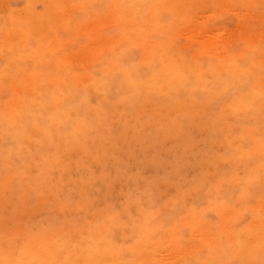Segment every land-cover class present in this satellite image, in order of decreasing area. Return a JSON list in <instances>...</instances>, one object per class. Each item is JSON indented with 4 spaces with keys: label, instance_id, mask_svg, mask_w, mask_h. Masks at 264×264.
<instances>
[{
    "label": "rangeland",
    "instance_id": "rangeland-1",
    "mask_svg": "<svg viewBox=\"0 0 264 264\" xmlns=\"http://www.w3.org/2000/svg\"><path fill=\"white\" fill-rule=\"evenodd\" d=\"M221 1L0 0V128H4L1 123H6L5 116L15 118L18 114L15 119L22 122L31 118L26 114L28 109L25 108L23 113L20 111L25 105L22 94L27 91V104L35 110L36 118H42L39 116L41 112L49 113L56 122L59 117H64L62 122L68 127L62 135L57 134L58 147L62 153L67 151V141L75 137L86 118L93 122L90 127L93 146L104 139L119 153L117 159L109 161L106 170L107 180L101 178L98 183H88L87 187L89 186L88 189L91 190L89 205L72 210L65 216L55 205L45 204L43 200L33 202L27 197L23 199L21 197L30 192L35 184L48 186L49 181L52 184L62 185L65 192L73 187L78 178L83 186L87 176L81 169L87 163V153L79 147L67 151V154L71 153L67 157H70L72 171L64 172V177L60 169H57V173L48 175L50 164L43 169L42 174L36 175L41 173V169L36 167L37 162L42 161L47 153L57 151V144L48 145L45 141V151L41 152L38 151L39 145L35 140L29 145L30 148H27L21 142L15 145L6 143V138L0 136V249L4 247L3 234L6 221L14 215L21 221L18 247L27 248L32 245L33 248H47L49 244L54 247L61 242L59 238L63 236L65 230L74 228L78 229V236L85 237L81 242L88 244L90 241L86 237L93 231L99 232L103 230L102 227L104 229L110 227L116 244L125 248L123 255L118 256L119 259H135L136 264H144L145 260L147 262L145 264L150 262V264H196L195 262L204 259L199 254L201 249H206L220 231L228 232L230 236L228 238L234 241L239 231L247 232L249 228L258 230L259 213L264 203L259 195V179L256 180V194L252 203L242 201L239 188L240 181L249 169L259 173L260 152L258 146L254 147V155L249 159L246 155L247 151H238L237 145L241 142V132L246 134L247 130H251L258 133L261 124L264 123L260 116L259 102L255 113L247 117L243 114L237 115L232 113L229 102L222 100L218 93L206 92L205 88L210 90L219 82L215 74L226 67L230 57L241 56L251 51L250 48L244 47L236 52H230L229 49L237 40L243 39L250 45L259 44L261 37L264 36V13L260 7L264 5V0ZM71 3L89 5L166 3L195 7L184 19L177 21L179 26L174 31L166 23L158 21L154 13H148L146 17L139 19H120L109 12L100 13L103 17L101 21L85 19L74 27L70 36H58L57 28L63 31L68 16L75 10H64L57 5ZM217 4L222 7L211 12L204 10L206 5ZM228 4H246L253 7L237 9L229 7ZM21 10L22 13L19 12ZM65 11L66 14L63 16ZM214 11L220 14L218 15L217 12L215 14ZM88 14L90 17H95L97 10L89 9ZM61 19H64V24H60ZM192 26L195 28L194 34L190 32L191 29L189 31L186 29ZM39 27L45 28L44 30L40 28L39 31ZM113 27L116 28L115 31H108ZM183 28L188 36L185 35V31L178 35ZM30 29L32 34L39 38L40 43L37 47H28L25 51L23 41L17 37L22 32L26 34ZM36 30L39 33L36 34ZM214 30L217 32L215 33ZM223 36L227 37L224 39ZM217 47L218 52H216ZM6 55L9 56L7 75H5ZM35 56L34 63L37 66L34 68H27L26 65L19 63L21 58L29 60ZM257 56L258 71L260 63L258 49ZM120 61L126 62L127 68L132 69V78H129L126 72L120 71ZM186 61L193 62L189 67L194 66L196 71L189 81L182 82L175 77L173 68L176 65L183 66ZM137 69L144 75L137 76ZM75 73L80 75L73 83L81 86L89 85V88L80 94L79 99H76L71 91L67 93L63 91L64 88L69 87L67 81ZM95 73H99V77L94 75ZM100 77L111 83L106 89L101 88L98 91L96 84L100 82ZM41 80L45 81L44 94L36 86ZM25 84L28 85L27 89ZM256 85L258 89L260 86L258 75ZM48 88L56 89V96L64 101L62 107H58L55 101L48 99ZM177 88L187 93L183 102L177 100ZM210 96L215 97V103L208 98ZM55 105L57 107H54ZM117 105L120 107L118 108ZM249 123L253 126L252 129L247 127ZM170 130H172L171 134H169ZM20 137L23 140V135ZM6 166H11L13 173L20 169L28 170V175L22 177L7 198L4 195L3 183ZM178 174L185 177L186 184L192 185L187 194L176 188L175 181L168 182L169 176L176 177ZM65 183H68L66 187ZM153 192L156 193L155 197L149 195ZM72 195L79 200L81 189L77 188ZM143 200L146 204L142 203ZM225 201L228 202L227 206ZM17 203H19L18 209ZM258 203L261 204L256 207ZM135 211L139 213L136 214ZM251 211L256 215H249L240 229L230 225V222L234 224L238 217ZM189 216H191L190 220L187 218ZM53 217L59 218V226L51 223ZM72 217L76 219L73 220ZM182 217L192 222L188 225L189 222ZM151 218H156L158 224L164 225L165 231L153 241L136 245L133 251L128 247L129 244L134 243L133 233ZM97 223L101 225L99 230L95 228ZM199 223L206 227H202ZM153 227L155 228L156 225L154 224ZM185 229H187L186 233ZM202 230H205V233ZM211 236L213 237L210 240ZM257 239L258 236L251 237L252 241ZM157 240H159L158 244ZM180 241L183 242L179 244ZM193 242L195 248L191 252V247H194ZM167 245L168 248L165 250ZM188 245L190 249H187ZM158 249L163 250L158 252ZM182 249H187V252ZM178 251L180 252L176 253ZM171 254L175 259L171 258ZM150 255L155 257L150 258ZM182 256H185V259Z\"/></svg>",
    "mask_w": 264,
    "mask_h": 264
},
{
    "label": "snow or ice",
    "instance_id": "snow-or-ice-1",
    "mask_svg": "<svg viewBox=\"0 0 264 264\" xmlns=\"http://www.w3.org/2000/svg\"><path fill=\"white\" fill-rule=\"evenodd\" d=\"M57 7L64 10H75L68 16L63 31L57 28V35L64 37L70 36L74 27L85 19L101 21L103 17L100 13L107 14L109 12L120 19H139L146 17L148 13H154L158 21L166 23L169 28L174 31L179 26L177 21L184 19L195 6L166 3H109L91 5L71 3L57 5ZM220 7H222V5H206L204 6V10L211 12ZM229 7L245 9L253 6L236 4L230 5ZM260 7L262 13H264V5ZM89 9H96L97 15L95 17H90L88 14ZM115 30V27L108 29V31ZM17 38L23 41V50L25 51L28 47L35 48L40 43L39 38L33 35L30 30L26 34H20ZM244 47L250 48L251 51L245 52L241 56L230 57L226 62V67L221 72L215 74L219 82L210 90L206 87L205 91L218 93L222 100L231 104L232 113L237 115L243 114L245 117L255 113L257 102H259L260 116L261 119L264 120V36L261 37L258 45L247 44L243 39L237 40L229 51L236 52ZM257 49L260 58L258 71L256 67V60L258 58ZM171 50L172 49H169V51ZM35 60L36 57H32L29 60L21 58L19 63L26 65L27 68H34L36 66L34 63ZM8 61L9 56L6 55L5 75L8 74ZM120 64V71L126 72L127 76L132 78V69L127 68L126 62L124 61H120ZM191 64H193V62L186 61L183 66L176 65L173 68L175 77L182 82L189 81L196 71L194 66L189 67ZM136 72L137 76L144 75L139 69H137ZM79 75V73H75L71 79L67 81L69 87L63 89L65 93L71 91L76 99H79L80 94L89 87L88 84L81 86L73 83ZM94 75L99 77V73H95ZM257 75L260 80L258 89L256 88ZM110 83V81L100 77V82L96 84L97 90L99 91L101 88L106 89ZM44 85L45 81L43 80L36 85L42 94L45 92ZM27 87L28 85L25 84V89H27ZM47 93L50 101H55L58 107L63 106L64 101L56 96V89L48 88ZM176 94L177 100L183 102L187 93L177 88ZM22 96L25 100V105L20 111L23 113L25 108L28 109L26 114L31 117L29 120L22 122L23 140H21L19 135H16L11 137V139L6 138L5 142L15 145L17 142L23 143L26 141L30 143L35 140L37 145H39L38 151L41 152L45 151L46 140L48 145L57 144V151L54 153H47L42 161L37 162L36 167L41 169V173H36V175L42 174L43 169L49 164L48 175H52L57 169L61 170L62 176L64 172H71L70 157H67V151H70L73 147L82 148L88 155V161L84 165V168L81 169L87 176V181L83 186H81L79 179H77L73 187L65 192L62 185L52 184L51 181H49L48 186L35 184L30 192L23 194L21 197V199L27 197V199L33 202L43 200L45 204L55 205L67 216L70 211L83 208L89 204L91 190L87 187L88 183H98L101 178L107 180L106 170L109 161L117 159L119 153L114 146L104 139L99 140V142L93 146L90 138V127L93 122L89 121L87 118L83 125L80 126L75 137L67 141V151L62 153L58 147L57 134L59 133L62 135L68 125L64 124V122L57 123L47 112L39 113V116L42 118H36L35 110L31 109L27 104V91H25ZM203 98L204 97H202V99ZM208 98L211 99L212 103L216 102L214 96ZM8 119L14 120L15 118L8 117ZM247 127L251 129L253 126L249 123ZM171 131L172 130H170L169 134H171ZM240 141V144L237 145L238 151L246 150L248 158L251 159L254 155L253 148L258 146L261 157L259 173L257 174L254 170L249 169L245 177L240 181L239 191L241 199L245 203L253 202V198L256 194V180L259 179V195L261 201L264 202V123L261 124L258 133L251 130L246 134L241 132ZM29 151H31V149H29ZM7 159L8 157L6 156V160ZM27 175L28 170L26 168L13 173L11 166H6V174L3 181L4 195L6 198L9 196L10 191L15 190L22 177ZM167 179L168 182L175 181L176 188L185 194L192 188V185L185 183V177L179 176V174L176 177L169 176ZM77 188L81 189L79 200L75 199L72 195L73 191ZM149 195L155 197L156 193H149ZM129 199H132L131 194ZM139 202L140 201H137V203ZM227 204L228 202L225 201V206H227ZM18 208L19 203H17V209ZM249 215L255 216L256 213L254 211L246 212L244 215L237 218L232 227L240 229ZM259 217L260 224L258 230L249 228L247 232L239 231L234 241L228 238V232L220 231L219 235L213 238V242L199 253L204 257V259L199 261V264H264V203H262ZM72 219L75 220L76 218L72 217ZM51 223L54 226H59L60 220L58 217H53L51 218ZM154 224L156 225L155 228L153 227ZM20 228L21 221L15 215L6 221L3 234L4 247L0 249V264H136L134 260L123 258L113 260L104 259V257L110 253L114 256H122L124 248L116 244L111 228L99 230L101 229L99 223L95 225V228L99 230L98 234L96 231H93L91 235L86 237V239L90 241L88 244H83L81 242L85 237L82 235L78 236V229L74 228L72 230H65L63 236L59 238L61 242L57 243L54 247L49 246L41 250H34L30 253L26 248L18 247ZM164 231V225L158 224L156 218L148 219L137 232L133 233L132 239L134 243L129 244L128 247L134 251L136 245L146 241H153L155 237L162 235ZM184 231L186 233L187 229ZM252 236H258V239L252 241L250 239Z\"/></svg>",
    "mask_w": 264,
    "mask_h": 264
},
{
    "label": "bare ground",
    "instance_id": "bare-ground-1",
    "mask_svg": "<svg viewBox=\"0 0 264 264\" xmlns=\"http://www.w3.org/2000/svg\"><path fill=\"white\" fill-rule=\"evenodd\" d=\"M37 1H38V0H37ZM222 1H223V0H222ZM222 1H221V2H222ZM34 3H36V2H34ZM52 3H53V2H52ZM29 4H31V3H29ZM183 4H184V3H183ZM50 5H53V4H50ZM228 5L230 6V4H228ZM225 6H226V5H225ZM46 7H47V6H46ZM48 7L50 8V6H48ZM227 7H228V6H227ZM53 8H54V7H53ZM202 10H203V9H202ZM214 10H216V9H214ZM13 11H14V10H13ZM0 12H1V11H0ZM19 12L22 13V10L19 11ZM58 12H59V11H58ZM62 12H63V11H62ZM198 12H199V10H198ZM215 12H217V11H214V13H215ZM43 13H44V12H43ZM204 13H205V12H204ZM217 13H218V12H217ZM12 14H13V13H12ZM56 14H59V13L56 12ZM65 14H66V11H65L62 15L64 16ZM206 14H207V12H206ZM215 14H216V13H215ZM219 14H220V13H218V15H219ZM2 15H3V14H2ZM59 15H60V14H59ZM3 16H4V15H3ZM15 16H16V15H15ZM19 16H20V15H19ZM52 16H53V14H52ZM215 16H216V15H215ZM6 17L8 18V16H6ZM56 17L58 18L57 15H56ZM21 18H22V17H21ZM59 19H60V17H59ZM196 19H198V17H196ZM6 21H7V20H6ZM9 21H10V20H9ZM9 21H8V22H9ZM25 21H26V20H25ZM55 21H56V20H55ZM193 21H195V19H194ZM40 22H42V21H40ZM40 22H39V23H40ZM64 22H65L64 19H61V20H60V24H61V23L64 24ZM10 23H12V22H10ZM13 23H14V22H13ZM37 23H38V22H37ZM43 23H44V21H43ZM54 23H55V22H54ZM6 24H7V23H6ZM34 24H35V23H34ZM41 24H42V23H41ZM60 24H59V25H60ZM9 25H10V24H9ZM29 25H30V24H29ZM32 25H33V24H32ZM42 26H43V25H42ZM45 26H46V25H45ZM54 26H55V24H54ZM145 26H146V25H145ZM58 27H59V26H58ZM40 28H42V29L44 30L45 27H44V28H43V27H39V28H38L39 31H41ZM46 28H47V27H46ZM186 29H187V31H189V30L191 29L190 32H192L193 34L195 33V32H194V31H195V28H193V26H192V27H189V28L187 27ZM212 29H214V28L212 27ZM219 29H220V28H219ZM219 29H218V30H219ZM162 30H163V28H162ZM162 30H161V31H162ZM192 30H193V31H192ZM30 31H31V29H30ZM184 31H185V30H184V28H183L182 31H179L180 33H178V35H179V34H183V33H181V32H184ZM187 31L184 32V33H186L185 35L188 34ZM214 31H215V30H214ZM214 31H213V33H214ZM35 32H36V34H37L38 30H36ZM129 32H130V31H129ZM196 32H197V31H196ZM216 32H217V31H215V33H216ZM221 32H222V31H221ZM10 33H11V32H10ZM22 33H23V32H22ZM31 33H32V32H31ZM38 33H39V32H38ZM169 33H170V31H169ZM222 33H223V32H222ZM222 33H220V35H222ZM217 34H218V33H217ZM224 34H226V33H224ZM224 34H223V35H224ZM10 35H11V34H10ZM12 35H13V34H12ZM19 35H20V34H19ZM212 35H213V34H212ZM215 35H216V34H214V36H215ZM220 35H219V36H220ZM35 36H36V35H35ZM187 36H188V35H187ZM216 36H217V35H216ZM10 37H11V36H10ZM194 37H195V36H194ZM226 37H227V36H226ZM226 37L223 36L224 39H225ZM7 38H8V37H7ZM12 38H13V36H12ZM12 38H10V39H12ZM196 38H197V36H196ZM211 38H212V37H211ZM217 38H218V37H217ZM10 39H8V40H10ZM135 39H136V38H135ZM14 40H15V39H14ZM124 40H125V39H124ZM137 40H138V39H137ZM210 40H212V39H210ZM213 40H214V37H213ZM213 40H212V41H213ZM215 40H217V39L215 38ZM218 40H220V38H218ZM221 40H222V39H221ZM4 41H5V40H4ZM119 41H120V40H119ZM207 41H208V39H207ZM223 41H224V40H223ZM14 42H15V41H14ZM120 42H121V41H120ZM126 42H127V41L125 40V43H126ZM208 42H209V41H208ZM208 42H207V43H208ZM9 43H10V42H9ZM121 43H122V42H121ZM125 43H124V44H125ZM212 43H214V41H213ZM209 44H210V43H209ZM20 45H21V43H20ZM20 45H18V46H20ZM120 45H121V44H120ZM130 45H131V44H130ZM13 47H14V45H13ZM16 47H17V46H16ZM14 48H15V47H14ZM14 48H13V49H14ZM13 49H12V52H13ZM209 49H211V48H209ZM209 49H208V50H209ZM208 50H207V51H208ZM211 50H212V49H211ZM216 50H217V51H216ZM216 50L214 49L213 51H214V52H215V51L218 52V47L216 48ZM32 51H33V50H32ZM209 51H210V50H209ZM209 51H208V52H209ZM213 51H212V54L214 53ZM39 52H40V51H39ZM216 52H215V54H216ZM16 53H18V52H16ZM147 54H148V53H147ZM147 54H146V55H147ZM210 54H211V53H210ZM212 54H211V55H212ZM149 55H150V54H149ZM37 56H38V55H37ZM22 57H23V56H22ZM35 57H36V56H35ZM70 57H71V56H70ZM145 57H146V56H145ZM145 57H144V58H145ZM67 58H68V57H67ZM144 58H143V59H144ZM147 58H148V55H147ZM149 58H150V56H149ZM68 59H69V58H68ZM124 59H125V58H124ZM16 60H17V58H16ZM16 60H15V61H16ZM69 60H70V59H69ZM71 60H72V59H71ZM147 60H148V59H147ZM11 62H12V61H11ZM11 62H10L9 64H11ZM72 62H73V61H72ZM39 64H40V63H38V65H39ZM36 66H37V65H36ZM72 67H73V66H72ZM72 67H71V68H72ZM220 67H222V66H220ZM18 68H19V67H18ZM116 69H117V67H116ZM7 70H8V69H7ZM221 70H223V68H222ZM117 72H118V71H117ZM207 72H208V71H207ZM163 74H164V73H162V75H163ZM207 74H208V73H207ZM52 76H53V75H52ZM209 76H210V75H209ZM89 77H90V76H88V78H89ZM89 79H90V78H89ZM151 79H152V78H151ZM86 81H87V80H86ZM98 82H99V80H98ZM174 82H175V81H174ZM49 84H50V83H49ZM64 85H65V84H64ZM79 85H80V84H79ZM125 85H126V83H125ZM123 86H124V85H123ZM146 86H147V85H146ZM151 86H152V85H151ZM256 86H257V85H256ZM149 87H150V86H149ZM88 88H89V87H88ZM90 88H91V87H90ZM124 88H125V86H124ZM143 88H144V87H143ZM150 88H151V87H150ZM166 88H167V85H166ZM166 88H165V89H166ZM141 90H142V89H141ZM91 91H92V90H91ZM91 91H90V92H91ZM93 91H94V90H93ZM88 92H89V91H88ZM97 92H98V91H97ZM95 93H96V92H95ZM95 93H93V94H95ZM164 93H165V92H164ZM89 95H90V94H89ZM102 95H103V94H102ZM102 95H101V96H102ZM143 95H144V94H143ZM153 95H154V94H153ZM90 96H91V95H90ZM100 99H101V98H100ZM55 103H56V102H55ZM81 105H83V104H81ZM118 105H119V104H118ZM118 105H117V106H118ZM54 107H57V106L55 105ZM119 107H120V106H118V108H119ZM9 108H10V107H9ZM225 108H226V107H225ZM225 108H224V109H225ZM92 109H93V108H92ZM72 110H73V109H72ZM226 110H227V109H226ZM15 112H16V111H14V113H15ZM89 112H91V111H89ZM100 113H101V112H100ZM153 113H154V112H153ZM72 114H74V113H72ZM87 114H88V113H87ZM92 114H93V113H92ZM229 116H230V115H229ZM234 116L236 117L237 115H234ZM16 117H18V114H16ZM16 117H15V118H16ZM92 117H93V116H92ZM92 117H91V118H92ZM141 117H142V116H141ZM225 118H226V117H225ZM253 118H254V117H253ZM63 120H64V117L61 116V117L58 118L57 123L62 122ZM220 120H221V119H220ZM5 121H6V123H1V125L4 127V128H0V136H1V137H3V138H10V139H11V137H13V136H16V135H19V136H20V135H23V130H22V120H16V119H14V120H10V119H8V116H5ZM137 123H138V122H137ZM114 124H115V123H114ZM137 125H139V124H137ZM147 127H148V126H147ZM234 128H235V127H234ZM229 129H230V128H229ZM251 129H252V128H251ZM106 130H107V129H106ZM142 130H143V129H142ZM247 131H250V130H247ZM247 131H246V133H247ZM64 136H65V135H64ZM69 136H70V134H69ZM65 137H66V136H65ZM65 137H64V138H65ZM61 138H62V137H61ZM64 138H63V140H64ZM22 139H23V137H22ZM60 140H62V139H60ZM63 140H62V142H63ZM46 141H47V140H46ZM234 141H235V140H234ZM31 143H32V141H31L30 143H29V142H26V141L23 142V144H25V146H26L27 148H30L29 145H31ZM33 143H35V142H33ZM62 144H64V142H63ZM234 144H238V143H234ZM31 147H32V146H31ZM62 147H63V146H62ZM256 147H257V146H256ZM32 148H33V147H32ZM63 148H64V147H63ZM76 148H77V147H76ZM257 148H258V147H257ZM24 149H25V147H24ZM59 150H60V149H59ZM74 150H75V149H74ZM24 151H25V150H24ZM22 152H23V150H22ZM65 152H66V151H65ZM71 152H72V151H71ZM253 152H254V151H253ZM72 153H73V152H72ZM258 153H259V152H258ZM22 154H23V153H22ZM68 154L71 155V153H68ZM68 154H67V155H68ZM162 154H163V153H162ZM170 155H171V154H170ZM246 155H247V154H246ZM155 156H156V155H155ZM189 157H190V156H189ZM66 158H67V157H66ZM87 161H88V160H87ZM192 161H193V159H192ZM72 164H73V162H72ZM178 164H179V163H178ZM110 165H111V164H110ZM188 166H189V165H188ZM82 168H83V166H82ZM32 169H33V168H32ZM79 170H80V169H79ZM183 170H184V169H183ZM71 171H72V170H71ZM55 173H57V172H55ZM80 173H81V171H80ZM80 175H81V174H80ZM83 176H84V175H83ZM63 177H64V175H63ZM78 179H79V178H78ZM234 180H235V179H234ZM257 180H258V179H257ZM67 184H68V183H67ZM67 184H66V183L64 184L65 187H66ZM94 184H95V183H94ZM204 184H205V182H204ZM88 185H89V184H88ZM92 185H93V184H92ZM153 186H154V185H153ZM65 187H64V188H65ZM88 187H89V186H88ZM123 187H124V186H123ZM89 188H90V187H89ZM91 188H92V186H91ZM94 188H95V187H94ZM153 188H154V187H153ZM79 189H80V188H79ZM124 189H125V188H124ZM65 190H66V189H65ZM153 190H154V189H153ZM195 193H196V192H195ZM208 194H209V192H208ZM92 195H93V194H92ZM125 195H126V194H125ZM143 195H144V194H143ZM146 196H147V195H146ZM129 197H130V196H129ZM142 197H143V196H142ZM142 199H143V198H142ZM142 203H145L144 200H143ZM145 204H146V203H145ZM145 204H144V205H145ZM169 204H170V203H169ZM260 204H261V203L256 204V207H257L258 205H260ZM88 205H89V204H88ZM129 206L132 207L131 205H129ZM219 207H220V206H219ZM164 208H165V207H164ZM134 209H135V208H134ZM161 209H163V208H161ZM124 210H125V209H124ZM226 210H227V209H226ZM228 210H230V209H228ZM228 210H227V211H228ZM217 211H219V209H217ZM221 211H222V210H221ZM122 212H124L123 209H122ZM135 213L137 214V213H139V212H138V211H137V212L135 211ZM198 213H199V212H198ZM225 213H226V212H225ZM105 214H106V213H105ZM120 214H121V213H120ZM133 214H134V213H133ZM190 214H191V212H190ZM199 214H202V213H199ZM199 214H198V216H199ZM203 214H204V212H203ZM203 214H202V215H203ZM138 215H139V214H138ZM141 215H142V214H141ZM120 216H121V215H120ZM121 217H122V216H121ZM121 217H120V218H121ZM123 218H124V217H123ZM149 218H150V217H149ZM182 218H183V217H182ZM187 218L190 220V219H191V216H189V217H187ZM183 219H185V218H183ZM183 219H182V221L184 222ZM198 219H200V218H198ZM224 219H225V217H224ZM136 220H137V219H136ZM201 220H202V219H201ZM108 221H109V220H108ZM128 221H129V220H128ZM185 221H188V220L185 219ZM199 221H200V220H199ZM225 221L227 222L226 219H225ZM230 221H231V220H230ZM129 222H130V221H129ZM188 222H189V221H188ZM188 222H187V223H188ZM190 222H192V220H191ZM190 222L188 223V225L190 224ZM252 222H253V221H252ZM105 223H106V222H105ZM122 223H123V221H122ZM202 223H203V222H202ZM222 223H225V222H222ZM228 223H229V221H228ZM230 223H231L230 225H233L232 222H230ZM109 224H110V223H109ZM184 224L186 225V223H184ZM199 224H200L202 227H206V226H203V224H201V223H199ZM214 224H215V223H214ZM214 224H213V225H214ZM220 224H221V223H220ZM250 224H252V223H250ZM253 224H256V223H253ZM258 224H259V223H258ZM104 225H105V224H104ZM200 225H199V226H200ZM215 225H216V224H215ZM102 226H103V225H102ZM207 226H208V225H207ZM104 227H105V226H104ZM112 227H113V226H112ZM113 228H114V227H113ZM123 228H124V227H122V229H123ZM127 228H128V227H127ZM129 228H130V227H129ZM179 228H180V227H179ZM87 229H88V228H87ZM102 229H104V228L102 227ZM124 229H126V228H124ZM229 229H230V228H229ZM83 230H84V229H83ZM196 230H197V229H196ZM209 230H210V229H209ZM223 230H224V229H223ZM227 230H228V229H227ZM120 231H121V230H120ZM129 231H130V230H129ZM178 231H179V230H178ZM200 231H201V230H200ZM200 231H199V233H201ZM202 231H204V233H205V230H202ZM97 232H98V231H97ZM176 232H177V230H176ZM210 232H211V231H210ZM177 233H179V232H177ZM195 233H196V232H195ZM195 233H194V234H195ZM197 233H198V231H197ZM199 233H198V234H199ZM49 235H50V234H49ZM176 235H177V234H176ZM196 235H197V234H196ZM200 235L203 236L202 233H201ZM167 236H168V235H167ZM169 236H170V235H169ZM231 236H232V235H231ZM212 237H213V236H211V238L209 237V239L211 240ZM215 237H216V236H215ZM229 237H230V236H229ZM233 237H234V236H233ZM49 238H50V237H48V240H49ZM51 238H52V235H51ZM170 238H171V236H170ZM213 238H214V237H213ZM231 238H232V237H231ZM250 239H251V238H250ZM115 240H116V239H115ZM159 240H160V239H159ZM159 240L156 241L157 244H158V241H159ZM165 240H166V239H165ZM174 240H175V239H174ZM38 241H39V239H38ZM192 241H194V240H192ZM196 241H197V240H195V242H196ZM48 242L50 243V241H48ZM156 242H153V243H156ZM182 242H183V241H182ZM182 242L180 241L179 244L182 243ZM196 243H197V242H196ZM198 243H199V242H198ZM25 245H27V244H25ZM49 245H50L51 247H53L52 244H49ZM148 245H150V244H148ZM152 245H154V244H152ZM191 245H192V243H191ZM193 245H194V247H191V249L189 248V245H188V247H187V249L189 248V249L191 250V252H192V250L195 248V243H194V242H193ZM150 246H151V245H150ZM155 246H157V245H155ZM155 246H154V247H155ZM172 246H173V244L170 245V247H172ZM174 246H175V245H174ZM186 246H187V245H186ZM186 246H184V247H186ZM197 246H198V245H197ZM199 246H200V245H199ZM160 247H162V246H160ZM176 247H177V245H176ZM201 247H202V246H201ZM201 247H200L199 249H201ZM167 248H168V245H167V247L165 248V250H167ZM196 248H197V247H196ZM202 248H203V247H202ZM41 249H43V248H40V247H38V248H33L32 245H31V246H27V248H26V250H27L29 253L32 252V251H34V250H41ZM124 249H125V248H124ZM163 249H164V248H163ZM163 249H160V250L158 249L157 251H158V252H160V251L162 252ZM173 249H174V247H173ZM173 249L171 250V252L173 251ZM176 249H177V248H176ZM178 249H179V248H178ZM183 249H184V248H183ZM183 249H182V250H183ZM187 249H185V250H183V251L187 252V251H186ZM199 249H198V250H199ZM128 250H129V249H128ZM142 250H143V248H142ZM182 250H181V251H182ZM190 250H189V251H190ZM201 250H202V249H201ZM129 251H130V250H129ZM168 251H169V250H168ZM168 251H167V253H168ZM174 251H175V249H174ZM174 251H173V252H174ZM176 251H177V250H176ZM189 251H188V252H189ZM195 251H196V250H195ZM125 252L127 253V249H126ZM158 252H157V253H158ZM173 252H172V253H173ZM179 252H180V251H178V252H176V253H179ZM153 253H154V252H153ZM195 253H196V252H195ZM195 253H194V255H196ZM129 254H130V253H129ZM129 254H128V255H129ZM131 254H132V253H131ZM180 254H182V253H180ZM183 254H184V253H183ZM183 254H182V255H183ZM126 255H127V254H126ZM138 255H139V254H138ZM138 255H137V256H138ZM158 255H159V254H158ZM162 255H163V254L161 253V256H162ZM171 255H172V254H171ZM143 256H144V255H143ZM147 256H149V254H148ZM153 256H154V255H152V256L150 255V258L153 257ZM156 256H157V254H156ZM165 256H166V255H165ZM165 256H163V257H165ZM167 256H168V255H167ZM178 256H179V254H178ZM185 256H186V255H185ZM185 256H184V257H185ZM138 257H139V256H138ZM140 257H142V255H141ZM145 257H146V256H145ZM154 257H155V256H154ZM154 257H153V258H154ZM157 257H159V256H157ZM174 257H175V256L172 255L171 258L175 259ZM182 257H183V256H182ZM184 257H183V258H184ZM190 257H191V256H190ZM153 258H152V259H153ZM161 258H162V257H161ZM186 258H187V257H186ZM191 258H193V257H191ZM104 259H106V260H113V259H119V257H118V256H114L113 254L110 253V254L106 255V256L104 257ZM147 259H148V257H147ZM168 259H170V257H169ZM184 259H185V258H184ZM184 259H183V260H184ZM134 260H135V259H134ZM138 260H139V259H138ZM142 260H143V259H141V262H142ZM148 260H149V259H148ZM183 260H182V261H183ZM194 260H195V259H194ZM145 261H146V260H145ZM145 261H144V264L147 263V262H145ZM163 261H164V259H163ZM168 261H169V260H168ZM173 261H174V260H173ZM182 261H181V262H182ZM153 262H154V261H153ZM161 262H162V261H161ZM166 262H167V261H166ZM169 262H171V259H170ZM175 262H176V261H175ZM150 263H151V262H150ZM150 263H149V264H150ZM162 263H163V262H162ZM164 263H165V261H164ZM195 263L197 264V263H199V262H195ZM170 264H171V263H170ZM172 264H174V263H172ZM176 264H177V263H176Z\"/></svg>",
    "mask_w": 264,
    "mask_h": 264
}]
</instances>
